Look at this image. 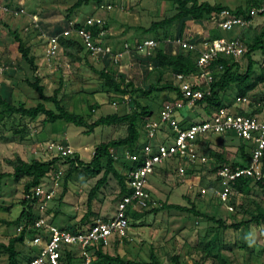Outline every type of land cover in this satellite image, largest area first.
<instances>
[{"label":"rangeland","instance_id":"1","mask_svg":"<svg viewBox=\"0 0 264 264\" xmlns=\"http://www.w3.org/2000/svg\"><path fill=\"white\" fill-rule=\"evenodd\" d=\"M76 1L0 0V68H3L0 72V97L3 100L25 108L37 105L41 102L38 93L29 86L37 78L45 96L56 93L68 112L83 116L88 124L109 114L126 115L139 111L137 104L151 109V116L156 118L162 103L173 100L169 98L171 91L160 89L163 84L174 83L169 69H150L151 62L136 54L112 65L108 60L92 56L83 47L77 53V60L68 58L61 45L53 58L46 55L49 36L60 35L67 27L81 25L89 17L104 21L107 41L116 49L123 42L153 38L165 52L172 53L175 49L176 54L185 53L174 46L177 38L237 36L245 48L244 55L234 60L238 64V72L243 74L246 71L247 55L253 62L250 81L256 84L247 94L252 100L264 98V52L250 51L254 36L264 27V15L253 17L246 28L235 27L231 31L218 29L216 22L207 18L201 21L177 20L154 33H144L141 29L175 14L171 2L102 0L99 4L91 1L74 7ZM199 1L222 4L233 11L237 8L244 10L254 3V0ZM103 5H111V9L105 10ZM4 7L11 12H5ZM13 31L34 56L36 71L18 53ZM102 71L127 90L129 96L106 86L100 77ZM236 95L235 84L220 93L223 103L232 102ZM43 104L56 111L51 102ZM213 111L206 104H196L183 113L191 122L204 119ZM42 119L43 116L31 119L8 114L0 104V174L3 175L0 177V244H7L10 238L19 236L23 224L19 215L28 178L15 179L9 175L18 160L53 161L41 182L57 184L55 196L48 205L50 218L57 226L87 228L97 220L112 218L115 213L120 197L116 178L108 176L106 184L88 207V194L103 172L93 177L83 167L71 168L68 161L48 147L51 144H68L77 151L80 161L88 164L97 145L126 136V124L99 126L87 133L86 127L63 120L44 125ZM138 128L142 141V121H139ZM247 151L248 148L245 149L236 139L214 135L207 137L198 148V154L207 161L192 164L184 176L177 174L175 161L159 166L148 179L152 204L143 210L129 212L128 237L122 243L111 244L104 254L135 263L150 262L153 256L160 264H264V220L234 229L220 227L209 219L212 217L226 225L237 224L250 220L258 210L264 209V194L254 181L250 182L247 193L233 189L230 198L232 211L226 210L217 198L220 189L217 167L246 164ZM101 163L104 170L106 160L102 159ZM122 163L121 160L114 163V168L121 175L124 172ZM163 204L194 209L206 217L174 209L160 210ZM16 251L19 264H25L34 253L27 239L16 244ZM7 263V253L1 250L0 264ZM72 263L81 264L78 259Z\"/></svg>","mask_w":264,"mask_h":264},{"label":"built area","instance_id":"2","mask_svg":"<svg viewBox=\"0 0 264 264\" xmlns=\"http://www.w3.org/2000/svg\"><path fill=\"white\" fill-rule=\"evenodd\" d=\"M245 14L236 16L227 12L212 13L210 19L216 22L217 28L231 31L235 27L246 28L253 17L264 13V0H254ZM111 9V5H103ZM11 12L8 8H2ZM19 12L22 13V10ZM98 28L96 34L92 29ZM108 31L104 21L89 17L78 26H69L60 35L47 38L46 55L53 58L60 49V38H76L86 52L99 59L108 60L117 65L124 57L141 55L147 60L155 54L159 43L153 38H144L134 43L123 42L114 48L107 41ZM185 52L196 54L194 72L174 74V86L179 97L164 102L157 117L143 120L144 141L134 152L127 148H110L109 156L115 161L126 164L123 175L128 193L119 197L112 218L97 220L87 228L70 229L57 226L50 218L48 205L56 193L54 185L42 182L24 193L34 215L26 219L21 228L24 239L34 249V253L25 264H67V254L81 264H95L97 252L105 251L114 242L122 243L128 237V214L135 209L143 210L152 204L153 199L148 188V179L159 166L175 161L179 176H184L192 164H204L207 158L198 154L200 144L209 136H230L248 148V160L244 165L223 164L217 167L216 178L220 184L217 198L226 210L232 211L230 198L233 186L240 179L254 182L264 178V98L252 100L248 94L236 95L232 102L222 103L204 119L186 123L183 110L190 108L210 95V84L214 75L223 70L220 59L241 57L245 48L239 37L202 38L181 37L175 45ZM175 53V49L171 54ZM152 66H150L151 69ZM3 68H0V72ZM251 108L253 110H251ZM48 150H55L62 159L74 158V150L68 144H51Z\"/></svg>","mask_w":264,"mask_h":264},{"label":"trees","instance_id":"3","mask_svg":"<svg viewBox=\"0 0 264 264\" xmlns=\"http://www.w3.org/2000/svg\"><path fill=\"white\" fill-rule=\"evenodd\" d=\"M95 2L99 4L102 0H77L74 4V7H79L81 4H88L89 2ZM168 2H171L172 5L175 8V14L171 17L164 18L160 21L153 22L151 25L146 29H141L144 33H154L158 29H161L167 25H170L174 21L181 20L185 21L187 19L194 20V21H201L203 19H207L210 17L212 13H221V12H227L229 15L236 16L239 14H245L251 6L245 8L244 10L242 8H237L236 10H231L227 6H224L222 4H211L206 1H199V0H166ZM254 2L252 5H255ZM261 15H264L261 14ZM93 33L96 34L98 31V28L92 29ZM14 36V40L16 42L17 51L20 54L21 58L29 65L31 69L36 71L37 67L35 64L34 56L30 55L29 49L25 47L24 43L20 39V37L16 34L15 31L12 32ZM215 38V37H214ZM60 45L63 48L64 54L73 60H77V53L82 50V45L80 41L76 38H60L59 40ZM264 27L261 29V31L254 36L253 44L250 47V51H256V50H262L264 52ZM195 58L196 54L192 52H185V53H176L171 54L165 52L160 46L155 51V54L153 57L149 58L148 60L151 62L152 67L159 69V71H162V69H169L171 73L174 74H188L191 72H194L196 70L195 67ZM219 62L223 65V70L219 73H216L214 75V81L210 84V95H206L202 100L197 102V104H206L208 107H212L213 109H216L219 105H221L222 99L220 97V93L223 92L226 87H228L231 84H235L238 95H246L248 92L252 91L255 87V82L250 81V76L252 73V59L250 56L247 55V67L246 71L242 74L238 72V64L234 62L233 59H220ZM100 77L104 80L105 85L109 88L115 89L116 91H121L123 94L129 96V92L127 90L123 89L122 86L119 83L114 82V80L105 72H100ZM130 85V84H129ZM29 86L32 87L37 93L38 97L41 102H39L37 105L25 108L23 105L20 106H14L6 102L0 97V104L5 107V112L8 114H18L23 117H29L31 119H34L38 116H43L42 123L45 124H52L58 120H63L66 123L73 124L78 127H86L87 133L91 132L93 129L99 126H110L113 124H126V131L127 134L124 138L115 139V140H109L105 143H100L97 145L94 149L91 161L88 162V164H84L80 161L78 155L75 153L74 158H66L65 160L70 163L71 168H79L83 167L87 173L90 176H97L99 173H102L101 178H99L95 185L92 187L88 194L87 203L88 207H90L93 199L95 198L98 191L106 184L108 180V176L112 175L119 183L120 186V196L123 194L128 193L125 184L124 179L125 176L122 174H119L116 169L114 168L115 161L109 156L108 150L110 148L120 149V148H127L130 151L134 152L140 148L143 141H140V131L138 128L139 121H142L145 118L151 117V109L147 108L146 106H140L137 104V107H139V111L133 112L131 114L126 115H117V114H109L103 117H99L92 123L88 124L83 116L68 112L65 107L60 103L58 100L56 93L52 96H45L43 93V87L39 85V82L37 81V78L34 82L29 83ZM128 87V86H127ZM161 90H169L171 92H174L176 96L179 97V92L176 86L174 84H163L160 87ZM132 95V94H131ZM43 102H51L56 111H53L51 109H47ZM186 123L188 121L186 120ZM244 146V144H242ZM102 159L106 160V166L105 169L102 170ZM263 165H264V157H263ZM52 162H43L37 159H32L30 161H23L18 160L17 165L13 168V171L11 175L15 179H21V178H28V181L24 185V193L27 192L31 187L39 185L42 181V179L45 178V176L49 173ZM125 168L126 164L122 163ZM0 177H3V175L0 174ZM69 177V174L68 176ZM252 180L250 179H240L238 180L233 188L238 193L241 192H249L250 191V182ZM258 185L261 187L262 192L264 194V178L260 181H257ZM22 210L19 215V219H21L23 222L26 219H30L33 217L34 212L30 209L25 199H22ZM160 210L163 209H174L178 211H184V212H190L193 213L196 216L200 217H206L200 212L194 210V209H188L183 206L175 205V204H163L159 208ZM210 220L217 223L218 226L223 228H234L238 229L242 225H246L249 223H258L261 220H264V209L258 210L256 214H253L250 218V220L246 222H239L237 224H230L226 225L220 220H215L214 218L210 217ZM24 240V233H20L19 236L10 238L7 244H0V251H4L7 253V264H19L17 256L18 253L16 251V244L22 243ZM67 264H73L72 259L69 257V254H67ZM103 263H117V264H160L153 256L151 257L150 262H140L135 263L131 261H123L118 257L109 256L104 254L103 251L99 250L97 252V259L95 261V264H103Z\"/></svg>","mask_w":264,"mask_h":264},{"label":"crops","instance_id":"4","mask_svg":"<svg viewBox=\"0 0 264 264\" xmlns=\"http://www.w3.org/2000/svg\"><path fill=\"white\" fill-rule=\"evenodd\" d=\"M263 17H264V16H263ZM171 93H172V96H170V97L168 96V97L174 99V98L176 97V94H175L174 92H171ZM163 103H164V102H163ZM163 103H162V104H163ZM181 113H183V112H181ZM183 115L185 116V113H183ZM143 136H144V135H143ZM228 137H230V136H228ZM143 138H144V137H143ZM230 138H232V137H230ZM233 139H234V138H233ZM143 140H144V139H143ZM72 149H73V148H72ZM74 152L77 153V151H75V150H74ZM54 223H55V222H54Z\"/></svg>","mask_w":264,"mask_h":264}]
</instances>
